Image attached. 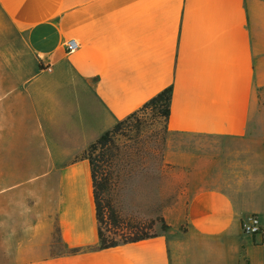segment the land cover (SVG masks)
Here are the masks:
<instances>
[{
  "label": "crops",
  "instance_id": "0c3cea01",
  "mask_svg": "<svg viewBox=\"0 0 264 264\" xmlns=\"http://www.w3.org/2000/svg\"><path fill=\"white\" fill-rule=\"evenodd\" d=\"M168 88L178 231L99 249L83 154ZM0 264H264V0H0Z\"/></svg>",
  "mask_w": 264,
  "mask_h": 264
},
{
  "label": "rangeland",
  "instance_id": "374dc122",
  "mask_svg": "<svg viewBox=\"0 0 264 264\" xmlns=\"http://www.w3.org/2000/svg\"><path fill=\"white\" fill-rule=\"evenodd\" d=\"M168 139L164 120L149 112L116 133L106 192L120 222L116 234L126 233L127 225L137 222L151 223L150 235L178 231L176 220L184 213L192 186L190 168L165 162ZM187 140L195 141L181 142Z\"/></svg>",
  "mask_w": 264,
  "mask_h": 264
},
{
  "label": "trees",
  "instance_id": "16d2710c",
  "mask_svg": "<svg viewBox=\"0 0 264 264\" xmlns=\"http://www.w3.org/2000/svg\"><path fill=\"white\" fill-rule=\"evenodd\" d=\"M171 95V88L156 95L138 111L117 123L110 131L100 136L83 154V158L89 161L91 167L94 203L98 223L99 249H109L120 244L139 242L154 236L147 233V231L151 230V223L140 222L128 224L125 230L127 231L126 233L116 234L115 231L121 229L120 222L106 197L110 181L109 170L112 159L110 155L114 149V137L116 133L128 122L137 121L139 116L146 112L152 113L157 118H162L166 128V122L170 114ZM96 151H100V153L95 157L94 153Z\"/></svg>",
  "mask_w": 264,
  "mask_h": 264
},
{
  "label": "built area",
  "instance_id": "2783aa9c",
  "mask_svg": "<svg viewBox=\"0 0 264 264\" xmlns=\"http://www.w3.org/2000/svg\"><path fill=\"white\" fill-rule=\"evenodd\" d=\"M67 52H74L78 49V44L74 40H70L66 44ZM50 71V69H47ZM241 231L244 235L247 236H255L259 235L262 232V227L259 222V219L256 215H250L248 218L242 223Z\"/></svg>",
  "mask_w": 264,
  "mask_h": 264
}]
</instances>
